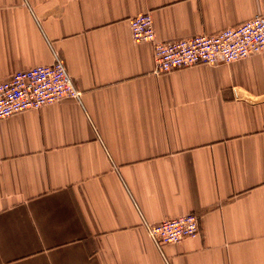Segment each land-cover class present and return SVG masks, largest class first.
Instances as JSON below:
<instances>
[{"label":"crops","instance_id":"crops-1","mask_svg":"<svg viewBox=\"0 0 264 264\" xmlns=\"http://www.w3.org/2000/svg\"><path fill=\"white\" fill-rule=\"evenodd\" d=\"M146 13L170 42L264 0H0V83L57 57L80 92L0 120V264H264V53L157 75Z\"/></svg>","mask_w":264,"mask_h":264},{"label":"built area","instance_id":"built-area-1","mask_svg":"<svg viewBox=\"0 0 264 264\" xmlns=\"http://www.w3.org/2000/svg\"><path fill=\"white\" fill-rule=\"evenodd\" d=\"M133 42L152 45L154 73L167 74L197 65L216 66L264 53V15L223 29L213 35L162 42L156 39L151 15L141 14L130 20ZM77 91L65 67L57 57L50 65H39L14 72L0 83V120L28 110H37L64 97L78 99ZM147 235L157 246L178 244L185 238H196L199 220L185 214L146 226Z\"/></svg>","mask_w":264,"mask_h":264},{"label":"bare ground","instance_id":"bare-ground-1","mask_svg":"<svg viewBox=\"0 0 264 264\" xmlns=\"http://www.w3.org/2000/svg\"><path fill=\"white\" fill-rule=\"evenodd\" d=\"M185 239H187V238H185ZM185 239H184V240H185ZM182 241H183V240H182Z\"/></svg>","mask_w":264,"mask_h":264}]
</instances>
